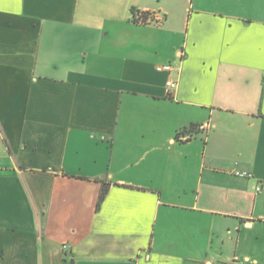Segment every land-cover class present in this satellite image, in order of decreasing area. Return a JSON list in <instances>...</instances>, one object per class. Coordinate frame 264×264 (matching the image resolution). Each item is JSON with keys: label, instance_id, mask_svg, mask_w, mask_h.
<instances>
[{"label": "crops", "instance_id": "1", "mask_svg": "<svg viewBox=\"0 0 264 264\" xmlns=\"http://www.w3.org/2000/svg\"><path fill=\"white\" fill-rule=\"evenodd\" d=\"M0 264H264V0H0Z\"/></svg>", "mask_w": 264, "mask_h": 264}, {"label": "built area", "instance_id": "2", "mask_svg": "<svg viewBox=\"0 0 264 264\" xmlns=\"http://www.w3.org/2000/svg\"><path fill=\"white\" fill-rule=\"evenodd\" d=\"M133 22L139 25H155V26H162L164 22V16L157 11H142V10H134L133 11ZM157 70L160 72H166L168 74H173L178 70L171 64H165L157 67ZM178 80L174 77H170L166 83L168 92L171 93L178 88ZM202 130L206 129V126L201 127ZM191 139L190 135H182L180 136V140L182 141H189ZM239 177L248 178L251 175L247 173H236ZM258 193L262 192V187L259 185L256 188ZM64 249H69V246L66 244L64 245Z\"/></svg>", "mask_w": 264, "mask_h": 264}, {"label": "trees", "instance_id": "3", "mask_svg": "<svg viewBox=\"0 0 264 264\" xmlns=\"http://www.w3.org/2000/svg\"><path fill=\"white\" fill-rule=\"evenodd\" d=\"M107 193H108V185L104 184L102 187L100 197H99V201H98V205H97L98 209L101 207L103 201L105 200Z\"/></svg>", "mask_w": 264, "mask_h": 264}]
</instances>
